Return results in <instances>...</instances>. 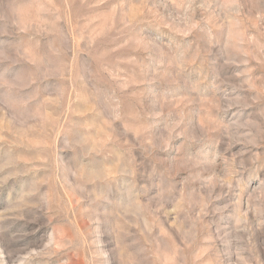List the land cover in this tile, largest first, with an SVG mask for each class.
<instances>
[{"label": "rangeland", "instance_id": "374dc122", "mask_svg": "<svg viewBox=\"0 0 264 264\" xmlns=\"http://www.w3.org/2000/svg\"><path fill=\"white\" fill-rule=\"evenodd\" d=\"M0 264H264V0H0Z\"/></svg>", "mask_w": 264, "mask_h": 264}]
</instances>
